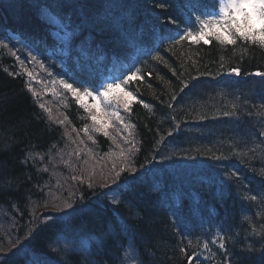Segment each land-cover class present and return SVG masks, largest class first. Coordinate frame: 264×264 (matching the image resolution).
<instances>
[{
	"label": "trees",
	"instance_id": "trees-1",
	"mask_svg": "<svg viewBox=\"0 0 264 264\" xmlns=\"http://www.w3.org/2000/svg\"><path fill=\"white\" fill-rule=\"evenodd\" d=\"M213 3L0 0V264H190L203 248L200 224L212 221L226 249L215 244L210 263L191 264H264V78L254 75L264 50L239 40L169 50ZM129 68L140 69L132 88L149 107L135 103L121 112L134 128L116 123L108 137L91 133L93 143L82 131L87 113L52 82ZM113 164L124 166L118 179Z\"/></svg>",
	"mask_w": 264,
	"mask_h": 264
},
{
	"label": "snow or ice",
	"instance_id": "snow-or-ice-1",
	"mask_svg": "<svg viewBox=\"0 0 264 264\" xmlns=\"http://www.w3.org/2000/svg\"><path fill=\"white\" fill-rule=\"evenodd\" d=\"M157 6L165 8L166 4L160 3ZM237 14H239L241 19H237ZM254 20L260 21L259 28L254 27ZM167 22L179 26L175 19L169 18ZM169 39V50H171V47L180 45L184 41H189L191 44L197 45L202 41L203 45L206 46H210L211 43L215 41L222 46H235L238 40L258 45L262 50H264V0H214L213 8L211 10L198 12L195 14L194 19L190 17L189 23L186 24L183 29V34H177L176 38ZM4 47H7V45H4ZM13 55H15V53H13ZM154 59H161V57L157 54ZM31 60L36 61L37 57L31 56ZM41 67H44V65L41 64ZM223 67L224 65L221 63L220 68L223 69ZM228 72L239 76L242 74V69L240 67H229ZM127 73L128 74L125 75L122 72L118 76L105 77L104 79L95 80H84L75 74H57L64 75L66 79L62 78L58 81L54 80L52 82L54 85L59 83V85L62 86L67 93L71 94L79 108H82L87 113V118L90 119L92 123L90 126L85 124L82 131L85 133L88 140H92L93 143H95V141L91 133H102L105 137H108L110 136L109 128L116 123H119V125L125 130L135 127V125L125 122V116L121 115V112L130 116L135 103H140L145 108L149 107L143 99L138 98L139 94L132 88L134 81H140L143 79L142 76L138 75L140 73V69L136 68L133 71L132 68H129L127 69ZM173 74L175 75V73ZM203 74L211 75V73L207 72ZM219 74L220 72L216 73V75ZM27 75L31 77L32 73L27 72ZM254 75L264 78V72L262 71H256ZM193 79H195V77H193ZM188 87V81L182 80L180 91L183 92ZM117 89L120 90L118 93L116 92ZM29 91H32L30 85ZM32 94L35 96V91H32ZM176 98V95H173L172 99L175 100ZM92 101H96L98 103H92ZM39 106L45 111L50 112L44 104H40ZM168 107L171 108L172 105L169 104ZM261 107L264 108V105H261ZM223 115H235V111L223 112ZM67 119V116H65V120ZM58 123L63 124L64 122L58 121ZM73 131H75V129H73ZM65 134L67 135V133ZM167 135L171 136L172 133L169 132ZM259 135L264 137V131L260 132ZM160 140L163 141L164 137L161 136ZM125 143L132 144V147H135V144L132 143V141L126 140ZM80 144L83 145L84 141L80 140ZM130 152L131 149H129V153ZM79 154L80 152L77 150L76 155L79 156ZM119 155L125 162L128 161V154H126L123 149L120 151ZM24 162H27V157ZM65 163L67 164L68 162L65 161ZM116 169L117 166L113 164V171L115 172L114 178L118 179L125 169L123 164L119 166L118 171ZM130 171L135 172L136 169L131 168ZM72 179L77 180L80 183H85V180L82 177L73 176ZM88 187H93L91 177H89ZM100 187H104V185H100ZM250 199L255 201L257 197L253 195ZM111 203L118 204V201L113 199ZM63 207L64 209H68L71 208L72 205L65 203ZM217 240L218 248L226 249L225 238L223 236H218L217 238H214L211 243L217 244ZM17 244H19V241H17ZM13 247L15 248L16 245H13ZM187 247H191V241H189V245ZM203 248L208 250L209 243L205 242L203 244ZM180 252L186 253V247H181ZM193 258L199 260V255L195 251L192 252V255L186 256V259L190 262V264L193 261ZM224 264H229L227 258L225 259Z\"/></svg>",
	"mask_w": 264,
	"mask_h": 264
},
{
	"label": "rangeland",
	"instance_id": "rangeland-1",
	"mask_svg": "<svg viewBox=\"0 0 264 264\" xmlns=\"http://www.w3.org/2000/svg\"><path fill=\"white\" fill-rule=\"evenodd\" d=\"M218 10V9H217ZM237 19H241V17L239 16V14H237ZM254 27L259 28L260 27V21L259 20H254ZM120 90L117 89L116 92L118 93ZM92 103H98L96 101H92ZM90 120V119H89ZM89 123H92L91 120ZM91 125V124H90ZM112 128H114V125L112 126ZM206 227L205 231L200 230V227ZM202 234V236L205 238V242L209 243V249L205 250L203 248V250L200 252L199 257L202 261L210 263L211 260L213 258H215L216 254L219 255V250L215 249V244H212L211 241L214 238H217L218 234H219V223L212 221L209 223H205V224H200L199 228H198ZM216 246H218V242L216 244Z\"/></svg>",
	"mask_w": 264,
	"mask_h": 264
},
{
	"label": "bare ground",
	"instance_id": "bare-ground-1",
	"mask_svg": "<svg viewBox=\"0 0 264 264\" xmlns=\"http://www.w3.org/2000/svg\"><path fill=\"white\" fill-rule=\"evenodd\" d=\"M4 20H5V17H4ZM69 52H72L73 55H74V50H70ZM52 116H53L54 119H57V120H58V118H59V113L56 112V114H54V115H52Z\"/></svg>",
	"mask_w": 264,
	"mask_h": 264
}]
</instances>
